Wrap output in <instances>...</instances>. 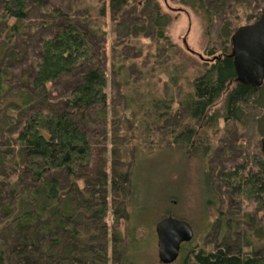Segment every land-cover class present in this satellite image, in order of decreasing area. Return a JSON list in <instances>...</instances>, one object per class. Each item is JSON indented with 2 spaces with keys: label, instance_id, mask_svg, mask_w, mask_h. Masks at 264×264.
<instances>
[{
  "label": "trees",
  "instance_id": "obj_1",
  "mask_svg": "<svg viewBox=\"0 0 264 264\" xmlns=\"http://www.w3.org/2000/svg\"><path fill=\"white\" fill-rule=\"evenodd\" d=\"M103 1L99 17L106 16L107 8L113 21L129 11H135L137 20L144 12L156 51L173 49L171 62L162 68L169 74L165 97L157 98L153 89L144 107L155 124L175 115L180 122L160 133L149 126L143 134L186 159H201L199 176L207 196L221 204L219 245L213 251L193 248L183 264H264V237L253 225L256 217H241L248 204L264 215L261 140L252 156L227 154L215 169L218 149L212 145L220 123L240 122L264 89V84L239 83L232 57L233 35L260 20L264 0H170L198 13L205 23V56L211 60L198 63L167 36L173 19L159 0ZM81 18L92 28L90 12ZM83 25L75 11L49 0H0V264H132L131 256L139 253L143 225L128 211L145 208L142 196L150 181L141 176L139 161L132 168L116 166L119 150L118 158L115 148L110 154L100 152L89 122L97 109L108 108L111 97L105 64L93 56L95 33ZM23 79L35 96L16 93L8 104L4 86L12 89L13 81ZM142 80L148 87L154 84L146 76ZM139 82L132 99L141 96ZM233 82L223 106L214 110ZM97 119V127L108 123L106 115ZM115 136L105 132L108 141ZM143 144L147 148L150 143ZM109 210L117 218L114 226L107 222ZM169 217L186 221L177 214ZM118 218L125 221L124 231ZM253 235L256 247L250 245Z\"/></svg>",
  "mask_w": 264,
  "mask_h": 264
},
{
  "label": "rangeland",
  "instance_id": "obj_2",
  "mask_svg": "<svg viewBox=\"0 0 264 264\" xmlns=\"http://www.w3.org/2000/svg\"><path fill=\"white\" fill-rule=\"evenodd\" d=\"M49 1L65 11H75L78 22L84 23V27H87L89 23L81 17L88 12L92 14L90 22L92 28H87L95 33L91 37L93 56L96 60L103 62V65L105 64L104 70L108 76V91L111 101L108 108L97 109L93 112L92 116L96 119L89 123L94 129V135L98 138L97 144L102 154H110V151L115 148L114 155L118 158L117 150H119L121 158L116 166L126 164L132 168L139 161L141 176L144 178L147 176L146 179L148 178L150 181V185L145 184L144 186V191L148 189L149 192L143 193L142 196L145 208H140L137 211L129 209L128 211L133 220H139L143 225L138 235L140 241L137 245V252L139 253L131 256V263L162 264L158 257V238L155 225L171 214H177L186 219L192 225L195 233L193 241L184 245L179 259L173 264H183L185 256L193 248L213 251L219 245L216 222L222 216L221 204L218 199L210 197L209 199L207 196L204 183L199 176L202 168L201 159H186L178 150L160 146V143H157L153 138L143 134L145 128L149 126L160 133L175 127L180 122L175 115L171 120L162 119L155 124L156 118L147 114L144 107L150 93H154L153 89L157 98L165 97L164 83L169 80V74H164L162 68L171 62L173 49L170 51L163 49L159 53L156 51L153 45V33L146 25L147 22L142 19L146 15L144 12L140 11L137 15L141 21L135 19V11H129L124 17L113 21L108 8L106 16L99 17L98 12L104 5L103 0ZM105 1L108 4L110 0ZM159 3L163 12L173 19L167 28V36L172 44L195 62L211 60L205 56L209 42L204 35L205 23L201 15L188 7L170 2V0H159ZM46 15L50 16L51 13H46ZM44 18L47 17L44 16ZM136 34H139L138 37ZM27 40L31 41V36ZM20 47L16 46V49L19 50ZM121 68L123 71L121 74H117L118 69ZM144 76L150 78L156 86L150 84L148 87L142 80ZM136 82L143 85L139 86L141 96L138 97H141V100H138V97L136 99L131 97L132 92L137 88L135 87ZM233 86L234 82L230 83L225 94L214 106V110L223 106ZM16 93H31L32 98L35 96L26 79L13 81L12 89L9 86H4L2 95L4 99H7L8 104H13L12 98ZM56 96L57 93H54L50 95V98L54 99ZM137 101L138 103L135 104ZM103 115L108 116V123L101 121L102 125L97 127L100 125L97 118ZM107 130L116 134L111 141L105 138ZM215 137L217 139L212 141V145L216 146L218 150L213 162V169L221 165L227 154L238 157L252 156L257 146L256 143H259L264 137V89L255 104L244 112L240 122L236 124L221 122L220 132ZM144 141L150 143L147 148L143 144ZM142 152H144L143 156ZM139 156L142 158L139 159ZM208 200L212 201V205L208 204ZM251 215L256 217V221L253 223L256 225V232L264 237V215L258 212L255 205L248 204L242 209L241 217L244 218L243 220H248L245 218ZM115 220L117 218L112 210H109L107 215L109 226H114ZM118 221L119 230L124 231L125 221L120 218ZM250 242V245H255V247L258 244L254 235L251 236Z\"/></svg>",
  "mask_w": 264,
  "mask_h": 264
},
{
  "label": "water",
  "instance_id": "obj_3",
  "mask_svg": "<svg viewBox=\"0 0 264 264\" xmlns=\"http://www.w3.org/2000/svg\"><path fill=\"white\" fill-rule=\"evenodd\" d=\"M232 57L237 81L261 88L264 84V12L259 21L240 27L232 37ZM264 155V138L261 140ZM158 257L162 264L175 263L182 246L193 241L194 229L185 220L164 218L156 225Z\"/></svg>",
  "mask_w": 264,
  "mask_h": 264
},
{
  "label": "flooded vegetation",
  "instance_id": "obj_4",
  "mask_svg": "<svg viewBox=\"0 0 264 264\" xmlns=\"http://www.w3.org/2000/svg\"><path fill=\"white\" fill-rule=\"evenodd\" d=\"M184 246V245H183ZM183 246H182V249H183ZM182 249H181V253H182ZM181 253H180V255H181Z\"/></svg>",
  "mask_w": 264,
  "mask_h": 264
}]
</instances>
